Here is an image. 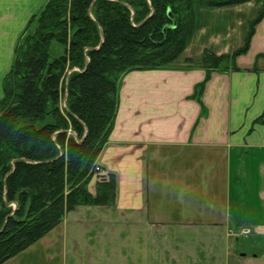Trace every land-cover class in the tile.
Returning a JSON list of instances; mask_svg holds the SVG:
<instances>
[{"label":"crops","instance_id":"1","mask_svg":"<svg viewBox=\"0 0 264 264\" xmlns=\"http://www.w3.org/2000/svg\"><path fill=\"white\" fill-rule=\"evenodd\" d=\"M49 0H0L2 81L28 21ZM260 5L195 8V31L176 68L131 72L96 163L116 180L110 207H78L5 264H264V20L238 72L214 73L201 108L202 53L240 48ZM262 117V123L255 121ZM97 180L88 191L94 195ZM250 229L253 241L228 230ZM243 241V243H240Z\"/></svg>","mask_w":264,"mask_h":264},{"label":"trees","instance_id":"2","mask_svg":"<svg viewBox=\"0 0 264 264\" xmlns=\"http://www.w3.org/2000/svg\"><path fill=\"white\" fill-rule=\"evenodd\" d=\"M250 2L260 10L242 46L220 56L202 53L204 80L190 99L203 117L207 83L214 73L240 71L236 60L250 49L264 0H49L30 18L2 81L0 264L36 244L76 208L114 205L113 175L99 179L94 195L88 184L114 128L125 75L191 70L190 60L182 68L174 63L194 35V9ZM53 43L63 48L56 56ZM259 59L264 54L245 71L257 72Z\"/></svg>","mask_w":264,"mask_h":264},{"label":"rangeland","instance_id":"3","mask_svg":"<svg viewBox=\"0 0 264 264\" xmlns=\"http://www.w3.org/2000/svg\"><path fill=\"white\" fill-rule=\"evenodd\" d=\"M89 14L91 15V10H89ZM256 18V17H255ZM254 18V19H255ZM63 50V48L59 45H57L56 43H53L51 48H50V53L52 56H56L57 54H59L61 51ZM126 76V75H125ZM251 238V236L249 237ZM253 240L250 239L248 240V243L252 242ZM240 243H243V241H240Z\"/></svg>","mask_w":264,"mask_h":264},{"label":"built area","instance_id":"4","mask_svg":"<svg viewBox=\"0 0 264 264\" xmlns=\"http://www.w3.org/2000/svg\"><path fill=\"white\" fill-rule=\"evenodd\" d=\"M229 234H230V236H232L234 238L247 237L249 235V231L245 230V229H242V230H239V231H231Z\"/></svg>","mask_w":264,"mask_h":264}]
</instances>
